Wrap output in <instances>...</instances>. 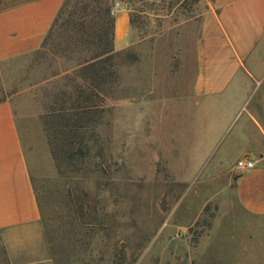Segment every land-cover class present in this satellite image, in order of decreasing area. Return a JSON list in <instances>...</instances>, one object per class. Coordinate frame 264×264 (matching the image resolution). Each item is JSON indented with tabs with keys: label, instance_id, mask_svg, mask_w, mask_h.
Instances as JSON below:
<instances>
[{
	"label": "rangeland",
	"instance_id": "1",
	"mask_svg": "<svg viewBox=\"0 0 264 264\" xmlns=\"http://www.w3.org/2000/svg\"><path fill=\"white\" fill-rule=\"evenodd\" d=\"M29 1L0 0V10ZM65 1L43 52L0 69V101H12L30 138L48 264H264V217L238 208L239 157L222 153L233 133L223 129L227 118L239 123L264 114V73L228 97L238 108L225 107V96L198 113L189 102L173 114L167 105L185 100L200 17L213 0H108L112 17L120 8L129 12L132 44L114 61L116 78L85 160L58 167L63 160L51 153L36 101L54 89L48 79L64 65L56 57H63L64 22L77 0ZM0 264H8L1 245Z\"/></svg>",
	"mask_w": 264,
	"mask_h": 264
},
{
	"label": "crops",
	"instance_id": "2",
	"mask_svg": "<svg viewBox=\"0 0 264 264\" xmlns=\"http://www.w3.org/2000/svg\"><path fill=\"white\" fill-rule=\"evenodd\" d=\"M63 3L64 0H33L0 10L1 71L9 61L43 52L48 34ZM117 11L123 13L118 18ZM113 19V50L116 59L118 53L131 46L132 32L127 10H116ZM56 58L58 64L62 65V60ZM69 63L71 65L73 62ZM193 66L192 80L184 86L185 100L179 103L169 99L171 102H167V105L172 106L171 114L176 112L174 108L182 110L181 105L187 102L198 113L197 109L206 102L211 105L215 99L223 96L227 100L234 93L246 88L247 79L254 78V75L261 76L264 73V0H213L200 17ZM188 69L185 68L186 77L188 74L190 76ZM65 75L70 76V72ZM61 76L56 73L48 79L51 82L54 80L51 84L54 89L45 90L43 98L36 101L37 115L44 130L46 127L42 115L45 113V106L51 103L58 90ZM227 93L232 95L228 96ZM176 95H179L178 91ZM106 97V93L105 96L101 95L100 105L97 102L95 106L101 109L100 114L103 112ZM229 101H226L225 107L238 108ZM171 114H168V118ZM99 118L100 116L95 124L99 123ZM24 124V117L15 114L12 101L1 100L0 245L8 264H48L52 253L32 182L26 148V141L30 138L24 132ZM228 127H231L229 132L233 133L227 138L222 153L234 154L239 157L237 160L250 158L255 161L252 170L236 179V204L244 216L263 218L264 114L257 117L250 115L239 123L235 122L234 117L227 118L223 129L227 130ZM214 147L215 142L210 150Z\"/></svg>",
	"mask_w": 264,
	"mask_h": 264
},
{
	"label": "trees",
	"instance_id": "3",
	"mask_svg": "<svg viewBox=\"0 0 264 264\" xmlns=\"http://www.w3.org/2000/svg\"><path fill=\"white\" fill-rule=\"evenodd\" d=\"M108 2L77 0L64 22L67 42L63 43V57H58L66 65L57 72L62 75L58 90L42 115L51 153L56 159L63 160L62 163L60 160L58 167L69 165L74 158L85 160L87 142L94 136L93 127L101 112L95 106L97 102L100 105L101 95L105 96L108 85L116 76L114 19ZM67 3L65 1L60 8L48 37L65 13ZM78 17L81 20H76ZM104 23H108L109 29ZM68 62L73 63L68 65ZM67 72H70V76L65 75Z\"/></svg>",
	"mask_w": 264,
	"mask_h": 264
},
{
	"label": "built area",
	"instance_id": "4",
	"mask_svg": "<svg viewBox=\"0 0 264 264\" xmlns=\"http://www.w3.org/2000/svg\"><path fill=\"white\" fill-rule=\"evenodd\" d=\"M255 167V161H253L250 158H243L240 160H237L235 164V171L239 175H243L246 172L252 170Z\"/></svg>",
	"mask_w": 264,
	"mask_h": 264
}]
</instances>
